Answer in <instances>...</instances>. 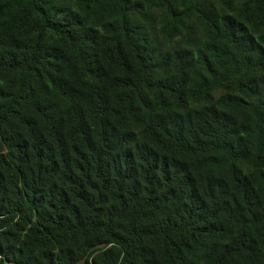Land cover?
<instances>
[{
	"label": "trees",
	"instance_id": "obj_1",
	"mask_svg": "<svg viewBox=\"0 0 264 264\" xmlns=\"http://www.w3.org/2000/svg\"><path fill=\"white\" fill-rule=\"evenodd\" d=\"M0 264H264V0H0Z\"/></svg>",
	"mask_w": 264,
	"mask_h": 264
}]
</instances>
